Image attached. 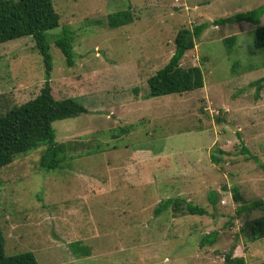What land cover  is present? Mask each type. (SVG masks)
I'll use <instances>...</instances> for the list:
<instances>
[{
  "label": "rangeland",
  "instance_id": "rangeland-1",
  "mask_svg": "<svg viewBox=\"0 0 264 264\" xmlns=\"http://www.w3.org/2000/svg\"><path fill=\"white\" fill-rule=\"evenodd\" d=\"M51 1L60 22L47 39L63 27L74 33L71 67L50 45L52 95L74 99L87 113L52 124L55 141L71 146L62 169L39 167L44 148L0 169L5 255L32 252L38 264H226L231 252L245 264H264V238H247L264 212L236 215L241 205L264 201V83L258 95L250 86L264 77V48L253 47L256 27L209 26L180 62L200 67L203 88L147 98V80L170 59L180 29L251 11L264 0ZM124 11L132 22L110 28L108 16ZM233 36L228 53L225 41ZM34 45L30 37L0 44V115L34 99L46 80ZM211 154L221 163L213 164ZM92 184L109 186L91 194ZM234 186L242 203L232 198ZM78 195L83 201L72 199ZM167 198L209 215L171 208L155 215ZM73 228L79 244H72ZM210 233L215 243L201 247ZM80 247L90 257L76 261Z\"/></svg>",
  "mask_w": 264,
  "mask_h": 264
},
{
  "label": "trees",
  "instance_id": "trees-1",
  "mask_svg": "<svg viewBox=\"0 0 264 264\" xmlns=\"http://www.w3.org/2000/svg\"><path fill=\"white\" fill-rule=\"evenodd\" d=\"M264 15V4L251 11L214 20L212 23H201L191 29H180L174 37V50L168 62L147 80L149 93L147 98H159L173 94H183L200 90L204 80L200 67L182 68L181 60L188 51L195 46L203 32L209 26H222L244 22L254 25L253 47L264 48V25L259 26L260 18ZM60 16L55 11L51 0H0V44L23 37H30L34 48L41 56L45 70L46 80L39 94L32 100L14 106L6 113L0 115V169L12 164L17 156L27 152L44 148L41 152L39 167L45 170L62 169V163L67 158L71 146L69 143H57L52 124L87 113V110L72 98L55 99L50 86L52 71V57L50 45H53L64 56L69 67L74 59V33L63 27L60 36L52 42L47 39L46 32L59 27ZM132 22L129 11L117 12L109 15L107 25L117 28ZM225 45L228 53L233 46L235 37L226 39ZM264 77L258 79L250 86H256L258 95ZM256 95V96H257ZM124 132V131H123ZM239 135V134H238ZM242 146V143L240 142ZM241 154H247L248 159L256 161L248 149L242 148ZM213 164L221 163L220 157L211 154ZM231 195L236 203H242L238 187L231 188ZM216 194H208V202L214 210ZM173 209L175 214L185 213L190 216H208L207 211L199 206L179 198H167L160 202L154 214L158 215L166 209ZM254 211L264 212V201H252L241 205L236 211L237 216L250 214ZM214 217V215H212ZM248 227L247 238L255 242L264 238V216L251 222ZM216 233L201 237L200 246L213 245ZM226 264H245L242 258H234L229 252L225 255ZM0 264H38L32 252H22L13 256H6L4 252V237L0 226Z\"/></svg>",
  "mask_w": 264,
  "mask_h": 264
},
{
  "label": "crops",
  "instance_id": "crops-1",
  "mask_svg": "<svg viewBox=\"0 0 264 264\" xmlns=\"http://www.w3.org/2000/svg\"><path fill=\"white\" fill-rule=\"evenodd\" d=\"M147 102L149 103V101L147 100ZM148 154V153H147ZM139 157H141V155H139L137 158H139ZM137 158H133L134 160H136ZM107 186H109V184H104V185H102V184H100V185H98V184H92V185H90V193L91 194H96V192L97 191H103V190H105V188L107 187ZM74 186H72V188H73ZM77 186H75L74 188L75 189H77L76 188ZM114 187V186H113ZM79 189H77V190H80V187H78ZM89 196H90V194H89ZM72 199H74V200H78V201H80V200H82L83 201V196L82 195H78V196H76L75 198H72ZM65 200H68L67 198L65 199ZM74 200H72V201H74ZM68 202V201H67ZM82 203V202H81ZM80 203V204H81ZM87 204V203H86ZM74 210L75 209H73L72 211H71V214H73L74 213ZM76 211V213H78L79 211L78 210H75ZM75 234H76V230L73 228L72 229V232H71V236H73V239H74V242L72 243V244H79L81 241H77L76 240V238L77 239H79L77 236H75ZM56 236V235H55ZM57 236L59 237V236H61L60 234H57ZM56 236V237H57ZM76 237V238H75ZM67 239V238H66ZM65 239V240H66ZM69 239V238H68ZM64 240V241H65ZM68 243H71V241H70V239L67 241V244ZM83 248H86V247H80V248H76V250H75V254H76V256H73L74 258H76L75 260L76 261H78L79 259H80V255L81 254H84V257H86V258H84V260H86V259H88L90 256H89V254H88V252H86V251H83V252H81L80 251V249L82 250ZM72 261V260H71Z\"/></svg>",
  "mask_w": 264,
  "mask_h": 264
}]
</instances>
